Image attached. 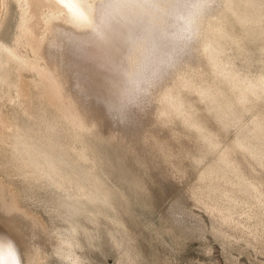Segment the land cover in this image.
I'll return each mask as SVG.
<instances>
[{
  "label": "bare ground",
  "instance_id": "obj_1",
  "mask_svg": "<svg viewBox=\"0 0 264 264\" xmlns=\"http://www.w3.org/2000/svg\"><path fill=\"white\" fill-rule=\"evenodd\" d=\"M16 1L20 22L14 44L0 42L3 264H13L10 249L15 264L46 261L41 245L29 239L30 229L24 224L19 201L17 204L5 185L15 183L5 180L3 172L11 170L12 176L19 175L31 184L58 177L61 189L66 175L64 167L58 166L60 159L51 155L53 149L72 152L78 162L95 163L87 147L75 145L77 130L89 129L78 118L64 117V108L51 97L53 88H60L62 80L57 75L64 66L78 70L93 86L90 90H97L95 93L117 111L132 105L141 108L155 94L158 122L184 124L196 130L197 139L210 150L218 152L204 172L202 179L207 182L203 186L218 192L229 206L205 202L207 207L220 210L222 220L229 222L235 212L249 205L254 208L244 212L245 220L254 218V225L264 224V179L257 172L259 167L264 170V71L249 75L225 56L228 44L244 48L249 40H259L264 49V0ZM4 6L0 0V24ZM163 80L167 81L159 88ZM63 89L62 82L59 91ZM191 94L206 102L208 110L224 124L230 120L223 114L232 116V125H239V113H251L250 119L240 124L245 131L219 150L222 133L197 114ZM66 123L75 129L65 128L75 140L68 145ZM57 132L60 136L56 137ZM49 146L54 148L49 151ZM239 151L243 160L237 157ZM234 191L241 195H233ZM83 192L78 188L81 194L77 196L107 201ZM32 223L36 230L34 219ZM65 257L72 258L70 254ZM72 262L80 263L74 257Z\"/></svg>",
  "mask_w": 264,
  "mask_h": 264
},
{
  "label": "rangeland",
  "instance_id": "obj_2",
  "mask_svg": "<svg viewBox=\"0 0 264 264\" xmlns=\"http://www.w3.org/2000/svg\"><path fill=\"white\" fill-rule=\"evenodd\" d=\"M4 4L0 42L10 46L19 30L20 8L16 0H4ZM261 44L259 40H249L244 48L228 44L225 56L243 72L255 75L264 71ZM57 76L62 81L60 88H53L57 93L53 90L52 100L64 108V117L78 118L90 130H77L75 145L87 147L95 163L78 162L72 152L49 146L68 176L63 188L58 177L31 184L12 176L11 170L2 174L15 183L5 185L19 201L29 239L41 245L44 264H72L73 257L79 264H264V224L254 225V218L245 220L244 212L254 207L239 209L228 222L222 220L220 210L205 204L229 206L218 192L203 186L204 172L218 152L197 139L196 130L181 123L158 122L155 94L141 108L132 105L117 111L97 90H90L93 86L75 68L64 66ZM190 97L197 103V114L220 129L219 150L245 131L240 124L251 113H239V125H232V116L223 114L230 120L224 124L197 94ZM69 126L64 124L66 145L75 141L66 133V129L75 132ZM237 157L243 160L240 151ZM257 172L264 179V170L259 167ZM81 187L107 201L78 197ZM233 195L241 194L234 191Z\"/></svg>",
  "mask_w": 264,
  "mask_h": 264
},
{
  "label": "snow or ice",
  "instance_id": "obj_3",
  "mask_svg": "<svg viewBox=\"0 0 264 264\" xmlns=\"http://www.w3.org/2000/svg\"><path fill=\"white\" fill-rule=\"evenodd\" d=\"M9 255L12 257L13 264H15V255H14V253L11 251V249L9 250ZM0 264H3V256H2V255H0Z\"/></svg>",
  "mask_w": 264,
  "mask_h": 264
}]
</instances>
